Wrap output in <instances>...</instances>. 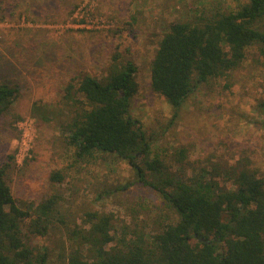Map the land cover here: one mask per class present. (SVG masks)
<instances>
[{"label":"rangeland","instance_id":"1","mask_svg":"<svg viewBox=\"0 0 264 264\" xmlns=\"http://www.w3.org/2000/svg\"><path fill=\"white\" fill-rule=\"evenodd\" d=\"M248 2L0 0V76L19 84L22 94L13 113L25 117L13 124L12 115L0 116V165L15 153L9 182L20 201L38 202L51 194L61 198L59 218L66 223L57 222L47 235L31 241L47 249L48 264H66L61 256L70 244L68 231L84 223L87 211L113 213L117 237L126 232L134 236L138 231L154 234L163 224L179 219L163 195L139 179L128 160L102 151L91 158H77L55 122L31 114L35 100L63 106L65 84L71 76L87 72L103 78L117 46L123 59L138 65L140 87L130 113L148 136L150 157H161L170 173L206 167L224 178L227 171L245 167L264 177V64L255 60L261 54L259 45L248 48L243 65L232 72L230 87L224 76L199 83L178 109L151 86L152 60L172 20L202 24ZM31 3L38 6L31 5L34 11L21 16ZM12 5L7 10L13 12L12 17L8 13L2 17L3 9ZM44 14L54 21H45L48 16ZM29 16L37 23H27ZM82 19L85 23L79 24ZM116 28L122 32L111 31ZM179 149L187 152L184 162L177 159ZM58 169L65 174L60 183L50 180ZM145 170L150 182L167 176V172Z\"/></svg>","mask_w":264,"mask_h":264},{"label":"trees","instance_id":"2","mask_svg":"<svg viewBox=\"0 0 264 264\" xmlns=\"http://www.w3.org/2000/svg\"><path fill=\"white\" fill-rule=\"evenodd\" d=\"M31 5L38 6L31 3L21 16L34 11ZM12 7L6 6L2 17ZM44 15L48 16L45 21H54ZM31 19L27 23H37ZM111 31L122 32L119 28ZM256 44L261 54L255 60L264 64V0H249L238 10L214 15L202 24L174 19L152 60V89L178 109L199 83L224 76L230 87L232 72L243 65L248 48ZM111 56L103 78L87 72L75 74L65 84L63 106L35 100L31 114L55 122L77 158H91L102 151L128 160L139 179L157 189L179 219L163 224L154 234L138 231L134 236L126 232L117 237L113 213L87 211L84 223L68 231L70 244L61 256L65 263L264 264V177L245 167L227 171L224 178L206 167L167 172L161 157H150L148 136L130 113L140 87L138 65L123 59L118 46ZM21 94L18 83L0 76V116L12 115L13 124L25 118L13 113ZM177 159H187L185 149L177 151ZM15 164V153H11L0 165V264H48L47 249L31 241L47 235L57 222L66 223L59 218L61 198L51 194L38 202L20 201L9 182ZM145 169L162 175L167 172V176L150 182ZM64 178L60 169L50 176L58 183Z\"/></svg>","mask_w":264,"mask_h":264}]
</instances>
